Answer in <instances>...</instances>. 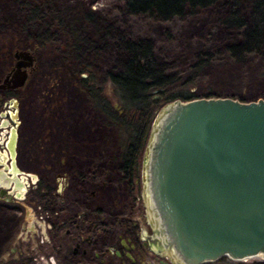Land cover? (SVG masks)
<instances>
[{"label":"rangeland","instance_id":"1","mask_svg":"<svg viewBox=\"0 0 264 264\" xmlns=\"http://www.w3.org/2000/svg\"><path fill=\"white\" fill-rule=\"evenodd\" d=\"M20 3L28 9L31 4L40 3L43 20L34 22L24 16L25 6ZM233 5L244 18L248 17L250 4L245 0H218L207 9L187 11L184 17L169 21L125 15L122 0H0V75L9 67L13 52L33 51L36 68L28 82L32 113L27 125L33 141L40 143L41 148L37 151L33 147L31 163L34 169H42L36 160L40 156L41 165L49 168L43 172L53 190L42 199L35 194L33 207L15 212L20 225L14 236H0V264L11 262L13 256L22 261L10 264H39L51 254L56 261L59 259L63 237L53 236L52 243L48 242L46 233L44 236L40 232H45V222L34 214L36 210L44 211L46 201H52L56 207L60 204L52 176L61 171L71 180L68 206L92 212L101 229L97 235L107 230L115 241L116 236L123 234L127 220L132 223L135 218L146 226L143 154L134 185L130 186L117 168L116 127L96 110L81 81L84 77L87 82L102 86L111 103L120 109L118 97L105 76L120 56L114 50L109 30L153 44L157 61L178 76L168 91L189 89L196 97L210 92L242 100L264 97L262 60L248 54L238 62L224 51L226 43L239 38V31L223 24ZM48 21L57 26L59 47L55 43L44 51L35 47L32 38ZM72 29L81 39L77 53L71 49ZM207 52L212 58L197 75H191V64ZM152 95L160 96L156 89ZM91 191L96 194L92 196ZM36 219L40 226H35ZM146 261L152 264L153 258L147 256ZM201 264H264V257L222 256Z\"/></svg>","mask_w":264,"mask_h":264},{"label":"water","instance_id":"2","mask_svg":"<svg viewBox=\"0 0 264 264\" xmlns=\"http://www.w3.org/2000/svg\"><path fill=\"white\" fill-rule=\"evenodd\" d=\"M14 56L22 84L33 51ZM146 138L144 236L161 262L264 257V97L175 98L156 109Z\"/></svg>","mask_w":264,"mask_h":264},{"label":"trees","instance_id":"3","mask_svg":"<svg viewBox=\"0 0 264 264\" xmlns=\"http://www.w3.org/2000/svg\"><path fill=\"white\" fill-rule=\"evenodd\" d=\"M217 1L122 0V12L129 16L142 15L157 21H169L184 17L187 11L207 9ZM245 1L250 4L247 18H244L233 5L229 14L223 19L225 26L239 31L238 40L226 43L224 51L231 59L238 62L243 61L248 54H255L262 60L264 67V0ZM28 7L25 6L22 11L24 16L34 22L43 20L40 14V3L31 4L29 9ZM56 27L53 22L48 21L45 26L37 30L32 38L35 47L49 51L52 45L58 44ZM69 32L72 33L71 40L74 41L71 49L77 53L81 46L80 36L73 29ZM109 34L114 40V50L120 53V56L115 64L105 71V76L118 97L120 109L111 103L102 86L89 83L84 77H81V81L96 110L102 112L116 127L117 168L122 177L132 186L139 169V159L146 144L148 125L156 109L175 98L189 99L196 95L189 89L174 92L166 90L178 79V76L177 73L168 72L166 67L157 61L152 43L147 40H132L111 30ZM204 56H198L191 64V75H197L212 58L209 52ZM155 89L158 90L159 97H153ZM211 95L214 94L210 92L204 94V96ZM50 202L47 201L44 206H54ZM126 225L130 227L131 221L127 220Z\"/></svg>","mask_w":264,"mask_h":264},{"label":"flooded vegetation","instance_id":"4","mask_svg":"<svg viewBox=\"0 0 264 264\" xmlns=\"http://www.w3.org/2000/svg\"><path fill=\"white\" fill-rule=\"evenodd\" d=\"M14 53L10 57L9 67L0 75V236L5 237L14 236L18 231L20 219L16 218L15 212L33 207L35 194H39L42 199L52 190L43 172L49 169L48 166L41 165L38 154V167L43 168L34 169L31 163L33 147L35 146L37 151L41 148L40 143L33 141L27 125L32 113L28 82L36 68L35 58L32 64L25 68L27 75L23 83L17 84L13 72L18 59ZM52 179V184L55 180L53 186L60 204L58 207L45 206L41 213L36 210L34 216L37 219L42 218L45 222V232H40L44 236L46 233L48 242L52 243L53 236L63 237L62 254L57 261L52 254H48V259L39 264H148L147 256L153 258L152 264H163L161 259L164 257L148 248L144 233L150 229L145 220V228L143 223H137L136 218L132 220V225H125L123 234L116 236L115 241L107 230L97 235L101 229L97 226L96 217L92 212L68 206V188L71 180L62 171L53 175ZM90 194L93 196L96 192L91 191ZM37 219L34 224L40 226V220L38 222ZM122 238L125 239L127 247ZM127 252L131 256H128ZM17 260L21 262L22 258L13 256L11 262L3 263H16Z\"/></svg>","mask_w":264,"mask_h":264}]
</instances>
